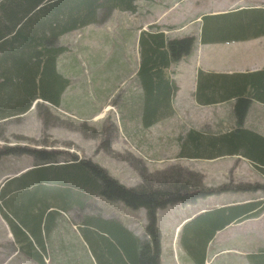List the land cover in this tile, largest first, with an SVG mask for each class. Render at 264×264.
Segmentation results:
<instances>
[{"label": "trees", "instance_id": "trees-1", "mask_svg": "<svg viewBox=\"0 0 264 264\" xmlns=\"http://www.w3.org/2000/svg\"><path fill=\"white\" fill-rule=\"evenodd\" d=\"M138 1L0 0V160L5 156L26 155L33 158L34 164L26 172L7 177L1 183L0 217L18 252L34 264H45V260L49 263L51 259L54 264L63 261L59 257L63 254L62 246H55L52 238L68 212L77 218L76 227L94 257L92 264H160L158 210L193 204L230 188L229 185L207 188L201 175L179 164L144 177L139 186L126 187L92 159L79 158L74 151L52 148L43 135L35 143L40 149H31L32 141L16 135L10 146L4 136L7 123L20 121L34 106L43 129L68 123L51 112L61 107L70 86L67 77L74 71L72 65L59 67L60 58L68 51L59 43L60 38L105 22L114 11L135 13ZM201 21V44L248 40L264 35V6L252 11L206 15ZM138 31L139 67L127 93L126 125L137 122L148 129L170 112L171 101L178 91L170 68L189 55L196 39L167 38L166 27L157 25L139 27ZM98 78L102 81L101 74ZM200 78L199 102L215 104L235 98L237 122L233 130L220 136L189 131L178 137L175 159L240 156L264 175V137L242 125V115L250 99L264 101V70L253 75L203 74ZM139 89L141 95L129 94ZM236 190L264 192V186H238L229 191ZM98 200L120 202L130 210L144 209L145 239L129 231L122 219L103 217ZM262 207V202H249L193 215L178 233L181 252L190 264H205L207 248L215 235ZM74 252L69 253L77 264ZM248 260L249 264H264V250L249 255Z\"/></svg>", "mask_w": 264, "mask_h": 264}, {"label": "rangeland", "instance_id": "rangeland-1", "mask_svg": "<svg viewBox=\"0 0 264 264\" xmlns=\"http://www.w3.org/2000/svg\"><path fill=\"white\" fill-rule=\"evenodd\" d=\"M171 1L173 0L168 2ZM196 1L201 2V0H192L174 10V13L180 16L181 24L188 22L198 13L200 14V11H204L208 15H215L230 11L240 4L238 0H210L209 4L204 3L197 7L194 5ZM259 5L264 6V1L258 0L257 6ZM163 9L164 5L157 6L158 11ZM151 11L150 9L149 15L157 16L152 15ZM148 17L144 15L143 10L140 13L137 7L135 13L114 11L105 22L91 24L62 36L59 43L66 46L68 51L60 58L59 67L67 68L72 65L74 71L67 77L70 80V86L64 94L61 107L56 111L51 110V112L60 115L61 121L68 123L47 126L43 129L38 118L37 108L34 106L28 114L18 119L20 121L11 120L5 126L4 136L10 143L9 145L13 146L16 135L32 141L33 144L29 143L31 149H40L35 143L43 135L47 137L48 143H52L49 144L53 146L52 148L74 151L79 158L92 159L94 163L105 168L111 176L126 187L139 186L144 177L151 176L152 173L175 164L201 175L202 183L207 188L215 189L229 185L230 188H227V191H233L241 183H253V185L246 184L245 186L258 185L256 181H258L257 179L264 180L263 174L258 170L253 174L249 162L225 164L224 161L209 163L206 160L188 161V159H182L169 164V160L174 159L178 154V137L184 136L186 132L194 128V125L184 119L185 114L176 109L173 111L172 105H170V112L166 114L168 117L155 120L153 125L148 128H152L150 131L137 122L126 125L127 93L133 85L127 80L128 61H131V56L137 53L135 50L137 45L134 43L136 40L138 43L139 33L137 37L135 34L141 22ZM234 46V44H219L210 47L231 49ZM251 46L255 47L256 51L264 48V39L252 43ZM99 74H101L102 81L98 78ZM106 107H109L110 110L104 111ZM102 112L103 118L95 119ZM231 113L236 119L234 107ZM243 119L244 117H242V123ZM158 122L160 124L153 127ZM230 124L231 122L225 127ZM163 129L167 130V133ZM204 130L206 133L218 134L221 127L216 125L211 128L205 127ZM138 133L140 140L143 141L142 145L137 142ZM222 134L220 133V135ZM158 161L164 162L158 163ZM33 165V158L30 156L2 157L0 160V187L4 181L3 176L11 177L22 168H31ZM207 174L208 176H206ZM204 177L207 179L205 180ZM236 191L244 193L242 190ZM226 192L219 195L220 201L226 197ZM215 197L217 196H214V199ZM227 201L228 199L224 202ZM96 203L99 205L103 217L125 219L128 228L140 239H145L146 215L144 209L130 210L120 202L98 200ZM210 203H213V199H199L196 204H177L168 206L160 212L157 224L161 232L160 264H190L178 246L177 233H180L181 227L179 224L183 218L195 215L201 209L199 208L201 205ZM65 216L52 238L55 246H62L63 254L59 256L60 259L65 261V264H74V257L69 253L70 250L74 252L72 248L74 247L77 264H90V262L92 264L94 257L76 227L77 218L73 212H68ZM263 224H253L240 232L238 228L236 231L231 229L221 234L216 243L210 249L208 247L206 264H246V261L249 264V255L264 250ZM175 229L177 233L173 234ZM235 248L237 251L250 250V253L249 255L240 253L239 256H234ZM218 251L223 252L216 258H212ZM80 255L81 258L78 257ZM67 259L71 261L66 262ZM63 261L61 264H64ZM0 264H34L18 252L13 237L1 217ZM45 264L54 263L51 259L49 263L45 260Z\"/></svg>", "mask_w": 264, "mask_h": 264}, {"label": "crops", "instance_id": "crops-1", "mask_svg": "<svg viewBox=\"0 0 264 264\" xmlns=\"http://www.w3.org/2000/svg\"><path fill=\"white\" fill-rule=\"evenodd\" d=\"M168 1L169 0H139L137 2V10L140 13L143 10L144 15L149 16L148 19H144L140 24V27L144 29L151 25H157V26H162V27L167 28V30L164 32L167 38L174 39V38H183V37H193L196 39L195 44L191 52L189 53V55L181 59L179 62L173 64L170 68L169 72H170L171 79L173 80L176 87L178 88V91L175 97L172 99L170 105H172L173 111L174 109H176L178 112L185 114L184 119L189 124L194 125V128L191 129L192 131L199 132V133L206 134V135L211 134L213 136H220V133L230 132L231 130H233V128L236 125L235 124L236 119L235 117L232 116V113H231L232 108L233 107L235 108V105H236L235 98L234 99L230 98L229 100H225L224 102L215 101V102H218L215 104L200 103L199 102V92H198L199 81L201 79L200 76L203 74H213V75H218V76L231 77V76H239V75L240 76L253 75L255 73L263 71L264 70V48L256 51V48L251 46V44L264 39V35L250 38L248 40H242V41L201 44L199 42V34H200L201 27H202V21L200 20V18L206 15L210 16L212 14L208 15V14H205L204 11H200V14L198 13L195 17L191 18L188 22L181 24L180 16L177 15V13H174V10L176 8H179L180 5L184 3H189L192 0H173L171 2H168ZM209 1L210 0H201V2L196 1L194 5L199 7L201 4L203 5L204 3L209 4ZM238 1L240 2V4L235 6V8H233L230 11L232 12L243 11V10L252 11V10H255L256 8L262 7L261 5L257 6L258 0H238ZM160 4L164 5V9L162 11L157 10V6ZM150 9L152 10L151 14L157 15V16L149 15L148 12L150 11ZM227 12H222L219 14H223ZM138 32L139 31L137 30L135 34L136 37H137ZM219 44H234L235 46L231 49H222V48L213 49L210 47V46L219 45ZM134 45H137V40L135 41ZM135 48H136L135 50L137 53L131 56V61H128L129 65H128L127 80L130 82L135 81L134 78L136 76V72L139 67V55H138L137 46ZM246 89L247 87L245 86V92L247 91ZM138 92H141V90L139 89L137 90V92L135 91L131 93L129 92V94L132 95L134 93H137V95H141ZM188 113L190 114L188 115ZM243 117H244L243 123H242L243 128L250 130L252 132H255L261 135L262 137H264V101L250 99V103L248 104L247 108L244 109ZM230 122L231 124L228 127H225ZM159 124L160 122H158V124L154 125L153 127L158 126ZM216 125L221 127V130L218 134H213L212 132L211 133L205 132L204 130L205 127L211 128ZM147 130L150 131L152 130V128L147 129ZM164 131L165 133H167V130H164ZM138 139L140 140L139 133H138ZM138 139H137V142H138ZM139 144L142 145L143 141L140 140ZM172 161H179V160L174 158L172 160H169V164H173ZM188 161H205V160L188 159ZM206 161L209 163H216V162L220 163L221 161H224L225 164H230L232 162L241 163V164L243 162H249L248 160L240 156L220 157V158H215V159L206 160ZM162 162L164 161H158V163H162ZM28 168L29 167H24L19 171L16 170L17 172L12 174V176H18L19 174H21ZM251 172L255 174L257 170L252 167ZM206 176H208V174ZM3 177L5 179L9 176H3ZM206 179L207 178H205V180ZM257 180L258 181L256 182L258 185L264 186L263 179H257ZM246 184L253 185V183H241V185L239 186H245ZM250 193L247 194L245 192L242 193L239 191L235 193L227 192L225 193L226 197L221 201H220L219 195H223V194L213 195V196H210V198L207 197L208 199H213V203L212 204L210 203L204 206L201 205L199 207L201 209L197 213L205 212V211L211 210L212 208L240 205V204L249 203L251 201H259V202L264 203V192L263 191L253 192L255 194H250ZM214 196H217V197H215L214 199ZM227 199L228 201L224 202ZM217 200L218 202H215ZM196 203L197 201L194 204ZM166 208L158 210L157 216L160 214L161 211L165 210ZM192 216L193 215L183 218L179 225H181L183 221H187ZM159 219H160V215L159 217H157V224L159 223ZM123 222L126 225L127 229L133 232L132 230L128 228L126 224L127 221L125 219L123 220ZM262 223H264V207H262V209L259 210L257 213H252L246 218L240 221L234 222L229 227H227L225 230L218 232L215 235L214 240L209 245V249L211 246H213V244L216 243V240L218 239V237L221 234L227 232L228 230L233 229L236 231V229L238 228L240 232L245 228L253 226V224H262ZM176 229L174 230L173 234L177 233ZM222 252L223 251L216 252L212 256V258H216ZM240 253L242 255L244 254L249 255L250 250L237 251V249L235 248L234 256H239ZM206 254L208 256V253ZM246 264H248L247 261H246Z\"/></svg>", "mask_w": 264, "mask_h": 264}, {"label": "bare ground", "instance_id": "bare-ground-1", "mask_svg": "<svg viewBox=\"0 0 264 264\" xmlns=\"http://www.w3.org/2000/svg\"><path fill=\"white\" fill-rule=\"evenodd\" d=\"M108 110H110V108L106 107L104 111H108ZM102 118H103V112L101 114H99L95 119L99 120V119H102Z\"/></svg>", "mask_w": 264, "mask_h": 264}]
</instances>
